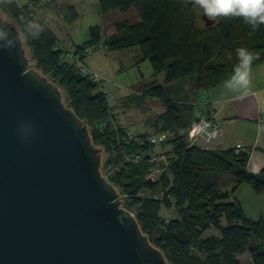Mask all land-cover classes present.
<instances>
[{"label":"trees","instance_id":"1","mask_svg":"<svg viewBox=\"0 0 264 264\" xmlns=\"http://www.w3.org/2000/svg\"><path fill=\"white\" fill-rule=\"evenodd\" d=\"M99 6L104 14L111 10L129 13L133 7L137 13L107 26L104 32L91 27L89 40L70 46L82 62L87 47L138 46L155 74L166 70L169 82L197 75L196 94L233 75L239 48L255 56L250 67L264 63V24L254 28L240 17H217L214 24L201 28L199 10L189 0H100ZM0 9L21 30L35 68L59 87L67 105L90 128L93 142L105 148L104 175L126 194L122 206L135 213L142 233L163 252L168 264H241L239 257L245 253L251 263L264 264V217H248L233 196L242 183L250 184L258 194L264 192V170L256 175L246 169L248 151L189 147L195 103L167 98L165 87L155 81L144 95L163 100L166 111L151 120L153 132H136L131 139L128 130L114 122L117 114L106 94L82 73L74 57H64L70 55L68 45L29 4L0 0ZM104 121L106 125L101 124ZM160 132L168 136L162 145L168 167L153 161L157 153L150 138ZM135 153L143 160H131ZM165 167L159 181L145 178L151 169ZM213 173L234 176V188L225 191L214 184L209 177ZM148 189L161 192L162 197L139 195ZM171 208L178 216L164 215L163 210ZM211 226L220 235L205 238Z\"/></svg>","mask_w":264,"mask_h":264},{"label":"water","instance_id":"2","mask_svg":"<svg viewBox=\"0 0 264 264\" xmlns=\"http://www.w3.org/2000/svg\"><path fill=\"white\" fill-rule=\"evenodd\" d=\"M101 149L0 15V264H167L102 174Z\"/></svg>","mask_w":264,"mask_h":264},{"label":"rangeland","instance_id":"3","mask_svg":"<svg viewBox=\"0 0 264 264\" xmlns=\"http://www.w3.org/2000/svg\"><path fill=\"white\" fill-rule=\"evenodd\" d=\"M189 1L192 2V0ZM19 2L25 5L30 4L31 9L38 18L45 19L58 35H65L67 41L66 44L68 46L74 45V43L83 44L85 41L89 40L91 38V27L98 26L102 29V32H104L103 30H105L107 26L114 25L115 23H118V21L137 13V10L133 7L130 9L129 13H124L121 10H111L104 14L99 9V0H19ZM73 4L77 10L71 8L70 5ZM192 5L193 7L198 8L193 3ZM198 10L200 14L198 22L199 26L202 28L206 25V22L204 18H202V10L199 8ZM0 15L4 18H9L14 24H16L12 16L6 12L4 13L1 9ZM24 48H26L27 57L30 59V63L33 64L35 68V61L31 59V49H29L25 43ZM85 63L92 70H99L100 73L104 74L107 78L106 85L112 92L111 100L112 105L114 106V111L117 116L120 115V120H122L123 117L125 120H131V122L134 123L135 128H141L140 125L142 122L145 123V119H151L154 114L165 110L163 100L157 97L154 98L144 95L145 90H148L154 81L156 84L165 87L166 96L171 100H189L194 99L196 96L195 85L197 75H191L184 80L169 82L167 81L166 70L155 74L152 65L148 59H145L144 54H142V51L138 46L112 50L107 45L99 44L97 48H94L92 53L87 55ZM93 66L98 67V69ZM123 95L129 96V98H123L121 100L120 98ZM63 100L65 102L64 94ZM114 122L116 123V120H114ZM91 137L93 138V135H91ZM93 144L97 148L103 147L94 142ZM105 156L106 150L103 147L101 149L102 162L100 167L103 175L105 169L102 165ZM104 176L108 179L107 175ZM209 177L214 184L224 190L231 189L232 186L230 184L235 181V177L229 174L223 175L213 173L210 174ZM116 190L122 195L121 200H123V198L126 197V194L123 193L121 188ZM163 211L166 217L178 216V211L174 208L165 209ZM217 235H220V231L211 226L206 230L204 237L206 238L208 236ZM239 258L241 264H253L247 253L242 254Z\"/></svg>","mask_w":264,"mask_h":264},{"label":"crops","instance_id":"4","mask_svg":"<svg viewBox=\"0 0 264 264\" xmlns=\"http://www.w3.org/2000/svg\"><path fill=\"white\" fill-rule=\"evenodd\" d=\"M70 6L77 10L74 4ZM60 39L67 43L65 35L61 36ZM93 67L98 69L96 66ZM231 77L222 80L211 90L196 94L194 99L181 101L195 104L202 103L206 108L216 111L223 131L215 149L239 148L240 151H248L249 159L246 169L253 174L260 175L261 171L264 170V63L249 68V83L247 86L227 87L226 82ZM123 98L128 99L129 96L123 95L120 99ZM165 111L166 109L154 114L151 119H145V123L142 122L140 125L141 128H135L134 123L129 119L125 120L124 117L120 120V115H116L115 120L116 123L125 127L131 133L153 132L151 120ZM230 185L232 186L231 189L227 190L234 188L233 182ZM233 196L241 201L248 217H264V192L258 194L250 184L242 183Z\"/></svg>","mask_w":264,"mask_h":264},{"label":"built area","instance_id":"5","mask_svg":"<svg viewBox=\"0 0 264 264\" xmlns=\"http://www.w3.org/2000/svg\"><path fill=\"white\" fill-rule=\"evenodd\" d=\"M70 55H64L65 58L71 59L70 57H74L73 59L77 61L78 67L82 71V73L86 76H88L90 79H92L94 82L98 84L99 90H101L104 94L107 96V101H109L110 104H112L111 100V89H109L106 85L107 78L100 73L99 71L92 70L89 68V66L80 60L79 57L73 56L74 55V50L68 46ZM94 48L92 47H87L86 48V53L90 54ZM206 108V106H205ZM199 121H196V119L193 120L190 128L188 129V142H189V147L191 146H198L200 149H205V150H214L219 142V139L222 135L223 129H221L220 122L217 118L216 111L213 109L206 108V111L201 117L199 118ZM101 124L106 125L107 121L102 122ZM136 133H131L129 132V137L131 139L134 138ZM168 136L165 132H160L155 135H153L150 138V142L154 144L153 150L155 153H157L153 161H161L164 166H167L168 163V157L167 155L162 152V145L164 144L165 141H167ZM163 142V143H162ZM237 151H239V148H237ZM143 156L140 154L135 153L132 155L130 158L133 161H141L143 160ZM168 167V166H167ZM158 168V169H151L150 172L147 174L145 177L147 180L150 179L153 182L159 181V175L166 170V168ZM139 195H142L144 197H152L154 199H160L162 196V193L159 192H154L153 189H148V190H142L140 191ZM135 214V213H134Z\"/></svg>","mask_w":264,"mask_h":264},{"label":"clouds","instance_id":"6","mask_svg":"<svg viewBox=\"0 0 264 264\" xmlns=\"http://www.w3.org/2000/svg\"><path fill=\"white\" fill-rule=\"evenodd\" d=\"M192 3L202 10L203 15L214 20L217 17H240L254 28L264 24V0H192ZM33 24L32 28L38 29ZM238 64L233 69V75L226 82L227 87L247 86L249 83V68L255 56L245 48L237 49Z\"/></svg>","mask_w":264,"mask_h":264}]
</instances>
